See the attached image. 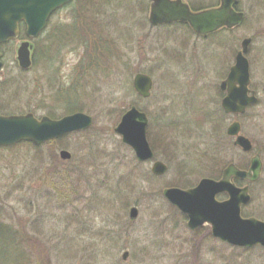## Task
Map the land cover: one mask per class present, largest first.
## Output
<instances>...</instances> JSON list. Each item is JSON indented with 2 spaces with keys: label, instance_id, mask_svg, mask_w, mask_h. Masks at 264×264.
Listing matches in <instances>:
<instances>
[{
  "label": "rangeland",
  "instance_id": "obj_1",
  "mask_svg": "<svg viewBox=\"0 0 264 264\" xmlns=\"http://www.w3.org/2000/svg\"><path fill=\"white\" fill-rule=\"evenodd\" d=\"M147 1H74L50 18L38 38L27 39L21 27L20 38L0 45V115L56 120L75 107L92 118L86 131L0 149V221L24 251L35 245L37 264H264L262 248L229 246L213 239L207 226L190 230L162 196L165 188H193L231 163L247 168L259 154L263 174L241 214L264 222V94L243 115H226L223 94L215 89L225 63L200 43L181 47L179 28L150 25ZM185 1L195 9L213 3ZM250 2L248 27L257 29L264 26L255 22L261 10ZM241 33L233 38L238 49ZM23 41L32 46L26 70L16 60ZM135 74L151 78L149 98L133 90ZM261 74L254 69L253 88L264 86ZM131 107L148 118L154 156L146 163L114 131ZM234 121L252 144L247 155L225 132ZM61 150L71 158L61 159ZM154 162L167 166L165 175L151 173ZM133 207L136 219L129 217ZM0 250V264H9L16 250L8 244Z\"/></svg>",
  "mask_w": 264,
  "mask_h": 264
},
{
  "label": "water",
  "instance_id": "obj_2",
  "mask_svg": "<svg viewBox=\"0 0 264 264\" xmlns=\"http://www.w3.org/2000/svg\"><path fill=\"white\" fill-rule=\"evenodd\" d=\"M72 0H0V44L16 40L20 36L18 25L24 23L25 36L34 39L45 27L49 16ZM148 22L153 25L170 24L174 22L188 23L191 29L201 35L212 33L222 26H234L242 19L229 8L232 0H222L218 10L207 9L191 12L182 0H149ZM249 40L243 41L242 51L238 53L235 64L230 70L227 80L222 84V90L227 94L221 103L225 114H243L249 105L256 103L253 93L249 95L248 62L243 56ZM32 46L23 41L17 50V61L23 70L31 65L30 52ZM1 60V57H0ZM2 62L0 61V69ZM152 80L144 74H135L133 89L138 96L150 97ZM147 116L136 107H131L120 118L114 128L123 144L127 145L139 162L153 159V152L147 141ZM92 118L77 112L58 120L42 117L37 120L32 114L2 116L0 115V147L12 146L18 142L42 145L63 135L90 129ZM229 137L236 136L235 144L243 152L251 150V142L240 132L237 121L231 123L225 131ZM60 158L70 159V153L61 150ZM247 171L228 165L219 180L201 179L190 189L165 188L163 197L187 217V227L195 230L198 227L209 226L211 235L230 246L248 248L260 246L264 248V222L255 218H242L241 207L248 204L251 197L248 187L236 188L233 179L246 180L255 183L260 178L261 162L259 156L250 161ZM167 166L154 162L151 173L154 176L165 175ZM226 193L227 199L217 201L218 194ZM137 209H130L129 217L136 219ZM128 254L124 253L123 260Z\"/></svg>",
  "mask_w": 264,
  "mask_h": 264
},
{
  "label": "flooded vegetation",
  "instance_id": "obj_3",
  "mask_svg": "<svg viewBox=\"0 0 264 264\" xmlns=\"http://www.w3.org/2000/svg\"><path fill=\"white\" fill-rule=\"evenodd\" d=\"M182 1L185 4H187V6L191 12H199V11L207 10V9L218 10V8H220L221 4H222V0H213V3L211 4V6H209L207 8H203V9H195L188 1H185V0H182ZM255 3L258 6V8L261 10L260 14L257 13L259 15L257 16V21H255V22H259L261 25V23L264 22V0H255ZM250 4H251L250 0H232L229 8L233 11V13L240 14L242 16L241 17L242 19L240 20V22L234 26H231L230 28L228 26H222V27L216 29L215 31H213L212 33H208L206 35H201V34L195 33L187 23H172V24L167 23L166 25H159V27H162V28L168 29V27H170V28L176 27V28H179V30L183 31V33H184L183 37L185 38V40H183V43L180 42L181 47L186 48L188 46L187 45L188 42H191V41H193V45L200 43L204 47L211 48V52H213V55L216 56L217 59H219L220 61L225 63L224 70L223 71L221 70L220 72L218 71V76L221 75V80L219 81L218 77L216 78V79H218V81H217L218 84H217V87L215 89L217 90L218 95H219V92L221 94H223L220 105L223 101V98L227 94V92L225 90H222L221 86L227 80V77L230 73V70L232 69V67L235 64L236 57H237L238 53L241 52V50H242L241 48H242L243 41H245V40H249V43L247 44V47H246V53L243 54V56L245 57V59L248 62V68H249V79H250V83L248 86L249 94L251 95V93H253L255 95V97L257 98L256 104H258V102H259V98H258L259 95L264 94V86L263 85L261 86V90H259V89L253 88V84H252V77L254 75V69H255L256 73L261 74L264 72L263 71L264 67L260 68V65L262 64L261 62L263 61V63H264V58H263V56H264V26L257 28V29H251L250 27H248V26H250L249 22L251 23V21L249 19V13H250V7L249 6H250ZM148 6H149V2H148ZM148 11H149V7H148ZM56 13H54V15ZM239 31L242 32L241 36L242 35L243 36L242 37L240 36L241 42L239 44V49H238V47H236L234 44L233 38L235 37L236 33L238 34ZM260 76L263 77L262 74ZM256 104L250 105L249 107L254 106ZM240 132H241V124H240ZM231 139H232V144H233L234 139L233 138H231ZM241 153L247 155L250 152H242L241 151ZM256 155L259 156V154H256ZM251 159H252V157L248 161L249 163H248L247 168L246 169L243 168V170H245V171L248 170L250 163H251L250 162ZM260 162H261V171L260 172H261V176H262V174H263V172H262L263 171V163H262L261 157H260ZM238 169H240V168L238 167ZM240 170H242V169H240ZM260 179H261V177H260ZM233 183H234L235 187H237V188H242V187L248 186L249 192L251 191V186L253 185V184L247 183L246 181H240L238 179H234Z\"/></svg>",
  "mask_w": 264,
  "mask_h": 264
},
{
  "label": "trees",
  "instance_id": "obj_4",
  "mask_svg": "<svg viewBox=\"0 0 264 264\" xmlns=\"http://www.w3.org/2000/svg\"><path fill=\"white\" fill-rule=\"evenodd\" d=\"M111 0H106V2H110ZM77 38V37H75ZM78 40V39H77ZM76 40V41H77ZM76 41L74 43H76ZM85 46V45H84ZM86 47V46H85ZM35 49V53H34V59H33V64H36V59L37 56L35 57V54L38 52L39 53V50L40 48L37 47L34 48ZM39 57V56H38ZM73 112H78L75 110V107L74 108H67V113L70 114V113H73ZM49 117L51 118H56L53 114H48ZM162 141H164L162 139ZM165 142V141H164ZM15 147L17 146H12V147H5V148H0L1 150L3 149H10V150H13L15 149ZM33 148L37 149L34 145H32ZM167 148V146H166ZM165 148V150H166ZM241 168H244V167H241ZM218 172L216 173V175L212 174L210 176V178H213V179H216L220 177V173L222 172V170L218 169L217 170ZM181 182L183 181H178L176 182V185L177 186H181V187H188V185L190 184H181ZM187 182V181H186ZM185 182V183H186ZM13 232L11 231L10 227L6 225L5 222H1L0 221V245H11L13 247L14 250V254L13 256L9 257L8 259V262L9 264H37L39 263V261L41 260V256L38 255V253L34 252V250H32L34 248L35 245H32L30 246L29 250H26L24 251V249H22V243H20L19 240H15L16 236H13ZM18 239V237H17ZM0 252H3L5 253V251H2L0 250ZM2 258H0V261H1ZM5 264H7V260H5Z\"/></svg>",
  "mask_w": 264,
  "mask_h": 264
}]
</instances>
